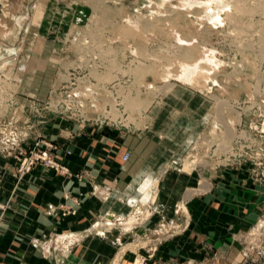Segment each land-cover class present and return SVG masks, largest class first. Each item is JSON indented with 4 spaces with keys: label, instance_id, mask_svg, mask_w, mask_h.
<instances>
[{
    "label": "rangeland",
    "instance_id": "obj_1",
    "mask_svg": "<svg viewBox=\"0 0 264 264\" xmlns=\"http://www.w3.org/2000/svg\"><path fill=\"white\" fill-rule=\"evenodd\" d=\"M221 3L0 0V156L14 160L18 178L25 175L20 162L39 140L52 143V156L68 169L56 156L70 153L60 139H87L91 129L117 138L133 132L162 136L192 109L201 125L184 157L174 162L207 175L202 172L188 191L212 192L211 173L240 181L235 191L243 184L254 191L257 218L239 228L240 220L222 221L231 239L214 242L215 234L205 233L202 251L190 257L181 251L160 255L199 223L185 203L183 217L153 221L157 193L143 209L130 198L138 212L114 223L135 235L123 237L108 264H264V0ZM49 22V41L59 39L51 50L52 85L41 98L21 84L34 69L26 61L30 45L48 32ZM49 123L58 125V135L44 132ZM150 185L144 184L146 198Z\"/></svg>",
    "mask_w": 264,
    "mask_h": 264
},
{
    "label": "crops",
    "instance_id": "obj_2",
    "mask_svg": "<svg viewBox=\"0 0 264 264\" xmlns=\"http://www.w3.org/2000/svg\"><path fill=\"white\" fill-rule=\"evenodd\" d=\"M45 28L48 32L37 34L30 45L26 61L34 69L25 72L21 84L22 89L41 98L52 85L51 50L59 39L56 36L50 42L53 26L49 22ZM185 114L182 120L170 124L169 131L160 132L162 136L155 130V134L133 132L117 138L91 129L87 139H60L70 153L56 156L68 167V175L36 165L18 178L14 160L0 156V201L4 205L0 207V264H108L123 247V237L135 235V231L129 233L114 223L138 212L127 200L136 199L143 209L156 193L153 221L183 217V202L199 222L171 242L172 246L162 247L160 255L165 257L178 251L187 253V257L197 255L204 247L205 233L215 234L214 242L229 241L222 227L224 220H240L238 228L254 221L258 213L256 204H251L254 191L246 190L245 184L243 188L238 185L242 191H235L240 181L234 178L222 179L211 173L212 192L200 196L188 191L207 172L185 171L175 164L184 157L201 125L192 109ZM44 132L58 135L59 127L49 123ZM128 152L130 157L124 160ZM147 181L151 185L146 198ZM258 199L261 201L262 195ZM68 208L76 209V213L65 214ZM208 225L210 228H205Z\"/></svg>",
    "mask_w": 264,
    "mask_h": 264
},
{
    "label": "built area",
    "instance_id": "obj_3",
    "mask_svg": "<svg viewBox=\"0 0 264 264\" xmlns=\"http://www.w3.org/2000/svg\"><path fill=\"white\" fill-rule=\"evenodd\" d=\"M35 148L29 154L24 156L22 161L20 162L19 172L21 174L29 173L33 167L38 163L42 162L45 166L55 169V170H62L63 172H67L68 169L65 166H62L53 156H52V149L53 144L44 142V141H37L35 143ZM129 153L124 155V160L129 158ZM0 207L2 204L0 202ZM75 213V211H73Z\"/></svg>",
    "mask_w": 264,
    "mask_h": 264
},
{
    "label": "bare ground",
    "instance_id": "obj_4",
    "mask_svg": "<svg viewBox=\"0 0 264 264\" xmlns=\"http://www.w3.org/2000/svg\"><path fill=\"white\" fill-rule=\"evenodd\" d=\"M224 1H227V0H218V2H222V3H224ZM242 2V1H241ZM221 3V4H222ZM229 3H231V2H228V4ZM240 2H238V4H239ZM246 3V2H245ZM244 3V4H245ZM219 4V3H218ZM225 4V3H224ZM223 4V5H224ZM234 4V3H233ZM241 4H243V2L241 3ZM220 6V5H219ZM229 6V5H228ZM230 6H232L231 4H230ZM235 6H237V5H235ZM239 6V5H238ZM241 6V5H240ZM245 6V5H244ZM234 7V6H233ZM219 8V7H218ZM237 8L238 7H235V10H237ZM243 8V7H242ZM242 8H239V9H242ZM246 8V7H245ZM233 9V8H232ZM214 10V9H213ZM246 10V9H245ZM226 11V10H225ZM230 11V10H229ZM233 12H236V11H233ZM238 12V11H237ZM236 12V13H237ZM239 12H240V10H239ZM241 12H242V10H241ZM244 12V11H243ZM213 13V12H212ZM226 13H229L228 11H226ZM235 13V14H236ZM215 15H216V17H217V19H220V17H219V15H218V12H215ZM227 15V14H226ZM233 15V14H232ZM231 16V13H229V17ZM227 17V16H226ZM232 17V16H231ZM228 18V17H227ZM234 21V20H233ZM5 76H10V72H6L5 74H4ZM0 77H1V75H0ZM186 77H187V75H186ZM189 78V77H188ZM185 79V78H184ZM228 126V125H227ZM229 128H230V126H229ZM230 132H231V130H229ZM231 135H232V133H230Z\"/></svg>",
    "mask_w": 264,
    "mask_h": 264
}]
</instances>
